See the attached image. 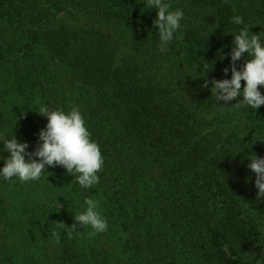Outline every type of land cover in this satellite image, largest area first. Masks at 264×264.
Segmentation results:
<instances>
[{"label":"trees","instance_id":"1","mask_svg":"<svg viewBox=\"0 0 264 264\" xmlns=\"http://www.w3.org/2000/svg\"><path fill=\"white\" fill-rule=\"evenodd\" d=\"M167 2L184 19L162 52L144 0H0V133L34 151L40 109L76 105L104 159L88 189L61 166L0 180V264H264V199L247 167L264 157V105L221 109L211 93L231 77V18L264 35V0ZM85 198L107 231L74 221Z\"/></svg>","mask_w":264,"mask_h":264},{"label":"clouds","instance_id":"2","mask_svg":"<svg viewBox=\"0 0 264 264\" xmlns=\"http://www.w3.org/2000/svg\"><path fill=\"white\" fill-rule=\"evenodd\" d=\"M144 5L149 9H155L156 18L154 26L159 33L160 50H167L173 41L174 34L181 29V21L184 19L182 9L171 10V3L167 0H144ZM231 23L240 26L238 31L232 33V49L230 53V65L223 72L225 77L231 73L230 78L211 80V93L216 104L221 109L224 105L243 97L234 106L239 109L247 107L258 109L264 105V94L260 87H264V35L253 33L250 27L244 23L243 17L235 15ZM247 53L248 59L242 66L237 67V62ZM202 70H211L213 65L203 63ZM203 74V73H202ZM241 81H244L242 88ZM209 81L205 80L202 88H208ZM40 113L47 117V124L38 134V145L34 151L29 152L27 142H18L11 132L9 135L0 133V143L3 148L0 152H7V157L0 156L3 166L0 167V180L9 181L18 178L20 183L38 181L46 173V166H61L68 174L75 175L76 183L82 188L88 189L99 183L98 172L104 163L100 147L91 139L85 125V119L78 106H71L70 110L49 109L42 107ZM247 167L255 173V187L257 198L264 199V157L252 155ZM86 209L74 214V221L79 227L89 226L93 234L107 231L108 223L102 214L97 211L98 201L85 198ZM72 232L77 231V224L68 227ZM229 246L225 244L223 250L228 253Z\"/></svg>","mask_w":264,"mask_h":264}]
</instances>
